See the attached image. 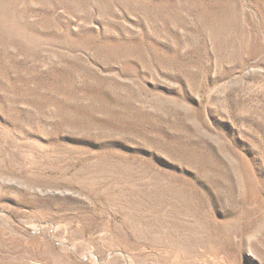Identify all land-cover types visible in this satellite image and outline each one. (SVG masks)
Here are the masks:
<instances>
[{"label": "rangeland", "instance_id": "1", "mask_svg": "<svg viewBox=\"0 0 264 264\" xmlns=\"http://www.w3.org/2000/svg\"><path fill=\"white\" fill-rule=\"evenodd\" d=\"M0 264H264V0H0Z\"/></svg>", "mask_w": 264, "mask_h": 264}]
</instances>
